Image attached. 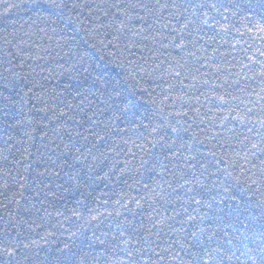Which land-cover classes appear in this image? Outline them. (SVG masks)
I'll return each mask as SVG.
<instances>
[{
  "label": "snow or ice",
  "instance_id": "1",
  "mask_svg": "<svg viewBox=\"0 0 264 264\" xmlns=\"http://www.w3.org/2000/svg\"><path fill=\"white\" fill-rule=\"evenodd\" d=\"M37 2L38 0H21V3H10L9 0H0V5L3 6L5 13H8L14 9L29 10V6ZM46 3L50 9L61 13L63 9L69 8L65 0H46ZM242 7V0H83V3H73L71 10H79L80 16L85 17L90 30L103 36L100 43L105 47L113 48L115 51L112 55H122L127 59L129 56L136 57V54L140 53L139 60L143 63H138L136 59H128V63L139 68L142 79L146 78L147 82L156 86L151 90L152 92L159 89L160 94L166 99L182 101L180 105L182 110L174 115L184 119L186 125L190 120L200 132L205 134V139L214 142L213 150H210L209 155L216 157L217 152L214 149L219 148L228 156L230 166H235V158H238L241 161L239 165L241 168L246 165L255 168L256 161L264 165V59H257L255 52L248 55L253 49V44L248 43L244 38L250 37L253 29L264 33V23L244 15ZM248 11H251V8ZM81 23L84 21L82 20ZM260 38L264 39V36ZM241 41L244 47H238ZM3 44L16 50L11 51L0 46L4 59L11 65L23 52L21 46L27 44V41L21 37L14 43L13 40L5 37ZM210 49L211 54H209ZM144 53L149 55L145 56ZM239 53H243V57L238 58ZM259 55L264 57V51H259ZM27 58L32 59L30 56ZM149 63L151 67H146L145 65ZM237 67L239 71H234ZM242 81L245 82L244 87H240ZM248 81H256L259 84V91L251 89V85L246 83ZM72 87L76 88L80 96L79 103L69 102L63 94L50 98L49 103L62 105L63 109L58 114L52 108L46 109L53 112L49 124L52 125L51 132L55 139L50 145H44L41 159L46 161V166L44 171L36 172L31 183L27 173L33 169L34 163L40 164V160L31 159L32 153L28 152L27 148L17 156L13 151L15 137L9 130L25 124L31 125L32 117L25 115L22 109L18 112L12 111L16 103L13 98H2L0 129L4 131L0 136V162H3V166L0 167V180L3 182L0 183V189L3 191L0 195L8 200V204H4L3 207L7 209L10 205H15L19 209V201L14 197L18 194L23 198V191L28 188H33L37 197L43 196L46 199L47 192L44 189H50L51 185L40 178L47 177L49 181L52 177L59 178L64 168L71 169V172L65 175L74 183L76 189L82 187L81 181L83 186H87L97 179H110L107 174L103 177L93 175L103 171L101 165L105 163L109 171L119 173L116 177L118 180L130 171H135L137 174H143L142 170L156 171L159 179L153 181L155 188L145 186L152 194L153 203H149V199L143 196L135 200L137 208L142 209L147 204L152 209L147 215L150 226L141 225L137 228L130 222L124 221L116 224L118 234H113V239L118 242L116 246L128 256L129 264H171V261L177 259H180L181 264H193V262L223 264L225 259L230 261L234 253H226L219 244L215 246L211 243L205 244V239L212 241L215 233H208L205 236L207 230L196 224L197 216L189 213L188 208L185 207V205L207 203L197 197L201 196V189L208 187L204 177L212 174L207 172L206 165L201 164L198 167L197 163H191L190 161L195 160L194 156L185 157L183 153L177 151L175 141L165 142V136L159 135L165 127H170L173 133L178 129L164 124L149 127L155 113L152 118L145 115L137 119L140 116L139 108L131 110L132 106H126L124 109L113 106L115 112L121 113L120 117L114 115L113 119H122L129 125L122 135L119 127H112L110 123L99 120L95 112L87 115V112L92 110V102L80 92L82 85ZM237 88L246 94V98L235 93ZM144 92L151 95L149 89H144ZM253 96L255 99H252ZM33 97L36 101L45 103L39 94L34 93ZM31 99L32 97L29 98V102ZM234 101L239 103H233ZM151 103L155 105L154 100ZM184 108L188 110L183 111ZM29 111L31 112V109ZM78 116L81 118L78 119ZM144 120H149V124H145ZM211 129L217 130L211 131ZM183 130L188 131V127ZM128 131L135 133V140L131 137L124 138ZM23 135L26 141L20 143L33 139L31 132L27 130ZM44 136L47 138L48 132L45 131ZM114 137H119L120 143H117ZM137 140L140 143H137ZM95 141L101 143L97 145ZM129 144L145 155H152V150L159 146L163 154L155 156L150 167L149 161L141 157L139 167L135 169H130L128 160L122 161L123 167L118 166L121 162L115 159L109 160L106 154L109 151L116 157L123 154L135 158L136 153L127 147ZM148 144H151V148ZM229 152L231 155H228ZM181 158L185 163L172 169H169L168 164L165 163L171 159ZM223 159L224 156H221L216 162L220 163ZM18 166L23 172L18 170ZM166 176L178 178L180 181L178 187L184 189V196L173 197L166 193L165 184L173 193L176 192V187H173L172 181L166 179ZM13 187L17 191L13 192L10 198L8 192ZM56 187L63 189L62 184H57ZM113 195L119 197L121 194L113 193ZM156 197L165 204L176 203L177 200L181 202L183 213L187 218L178 221L180 228L174 227L169 221L175 220L181 212L177 211L168 216L155 206ZM78 203L83 204L84 201ZM103 203L107 204L108 201L105 200ZM115 204L128 208L120 198L115 200ZM208 206L211 207L210 204ZM33 208L35 205L24 208V211L31 212ZM88 211L91 214L95 209ZM193 211L198 213L199 208ZM71 212L73 216L83 217L77 208L71 209ZM44 215L48 217L51 213L44 209ZM55 215L63 216L64 213L57 211ZM108 215L111 216L112 213ZM65 219L70 220L71 217ZM99 220V216L90 215V218H85L84 224L91 225L92 221ZM190 222L195 225L196 230L181 239L177 234L185 232L183 226ZM20 223L11 211L7 212L6 216H0V258H5L2 264H30V258L26 253L33 246H38L37 240L30 239L18 231ZM76 227L82 229L84 225L77 224ZM69 232L70 238L76 235L70 230ZM193 240L199 242L201 250L191 251ZM100 242L104 241L100 240ZM177 248L192 259L184 261L180 258ZM57 251L65 256H73L74 264H77V253L73 251V243H65Z\"/></svg>",
  "mask_w": 264,
  "mask_h": 264
},
{
  "label": "trees",
  "instance_id": "2",
  "mask_svg": "<svg viewBox=\"0 0 264 264\" xmlns=\"http://www.w3.org/2000/svg\"><path fill=\"white\" fill-rule=\"evenodd\" d=\"M9 2L21 3V0H9ZM65 2L69 4V8L63 9L62 13L50 9L46 0H38L37 3L29 6V10L21 8L8 13H5L3 6L0 5V46L16 51L3 44L5 37L13 40L14 43L21 37L27 41V44L21 46L23 52L13 60L11 65L6 62L0 52V106L3 104V97H11L16 101L12 111L18 112L22 109L25 115L32 117L31 125L25 124L9 130L15 137L13 151L17 156L27 148L28 152L32 153L31 159L40 160V164L34 163L33 169L27 173L30 178L29 183L36 176V172L44 171L46 161L41 159L44 145H50L55 139L51 132L52 125L49 124L53 112L46 111V109L52 108L57 114L63 109L62 105L49 103L50 98L63 94L69 102L77 104L80 96L76 88L72 86L82 85L80 92H83L92 102V110L88 111L87 115L95 112L99 120L110 123L112 127H119L122 135L129 125L122 119H113L114 115L121 116V113L114 111L113 106L121 109L132 106L131 110L139 108L140 116L137 119L145 115L152 118L155 113L149 127L155 124L176 127L178 131L175 133L170 127H165L159 135L165 136V142L175 141L177 151L183 153L185 157L194 156L195 160L190 162L197 163L198 167L201 164L206 165L207 172L212 174L204 177L208 187L201 189V196L197 197L207 203L185 205L189 213L197 216L196 224L207 230L205 236L208 233H215L212 241L205 239V244L211 243L213 246L219 244L226 253H234L233 258L230 261L225 259L223 264H264V165L256 161L257 167L255 168L251 165L241 168L239 166L241 161L235 158L236 165L230 166L228 156L219 148L214 149L217 152L216 157L209 155L210 150H213L214 142L205 139V134L200 132L190 120L186 125L184 119L174 115L182 110L180 107L182 101L166 99L160 94L159 89L152 92L151 90L156 86L147 82L146 78L142 79L139 68L128 63V59H136L138 63H143L139 60L140 53L138 52L136 57L129 56L127 59L122 55H112L115 50L100 43L103 36L90 30L85 17L80 16L79 10H71L73 3H83V0H65ZM242 2L244 15L254 21L264 23L262 19L264 18V6H262L264 0H242ZM249 8L251 11H248ZM82 20L84 23H81ZM85 28L89 30L86 31ZM261 36H264V33L253 29L250 37L245 36L244 38L248 43L253 44V49L248 55L255 52L257 59H264L259 55V51H264V39H261ZM244 46L241 41L238 47ZM209 54H211V49ZM144 55L149 54L144 53ZM243 55L239 53L238 58ZM29 56L32 59H28ZM37 56L40 58L36 59ZM145 66L151 67V64ZM234 71H239V67ZM246 83L251 85V89L259 91V84L256 81ZM244 84L245 82L242 81L240 87H244ZM144 89H149L151 95L146 94ZM34 93L39 94L45 103L36 101L33 97ZM235 93L246 98V94L240 92L238 88L235 89ZM30 97H32L31 102H29ZM252 99H255V96ZM152 100L155 101V105L151 103ZM233 103H239V101ZM187 110V108L183 109V111ZM189 115L191 116V113ZM144 123L149 124V120H144ZM185 127H188V131L183 130ZM25 130L31 132L33 139L20 143V141H26L23 135ZM216 130L211 129V131ZM3 131L0 129V136L3 135ZM45 131L48 132L47 138L44 136ZM128 137L136 139L133 131H128L124 136L125 139ZM114 139L120 143L119 137H114ZM95 143L99 145L101 142L95 141ZM137 143L140 141L137 140ZM106 147L107 145L104 146ZM127 147L136 153L135 158L123 154L116 157L109 151L106 153L109 160L115 159L121 162L118 165L120 167H123L122 161L128 160L130 169H135L139 167L141 157L149 161L150 167L154 157L163 154L159 146L152 150V155H145L139 149L133 148L131 144ZM148 147L151 148V144H148ZM104 148L101 150L103 151ZM17 149L20 151L17 152ZM228 155H231V152ZM221 156H224V159L217 163L216 161L220 160ZM68 159L71 162V156ZM165 163L168 164L169 169H172L174 166L183 165L185 160L183 158L171 159ZM2 166L3 162H0V167ZM101 167L103 171H98L93 175L103 177L107 174L110 179H97L87 186H83V181H81L82 187L79 189H76L74 183L65 175L71 172L69 168L61 170L60 177H52L50 181L47 177H41L40 179H44L51 185L50 189H44L47 192V198L37 197L33 188H28L23 191V198L18 194L14 197L19 201V209L15 205L4 208L3 205L8 204V200L0 195V216H6L7 212L11 211L13 216L21 222L18 231L38 241V246H33L26 253L30 258V264H74L73 256H65L57 251L65 243H73V251L77 253V264L80 262L82 264H129L128 256L116 246L118 242L113 239V234H118L116 224L128 221L137 228L141 225L150 226L147 215L152 212V209L147 204L142 209L137 208L135 200L143 196L149 199V203H153L152 194L145 186L155 188L153 181L159 179V175L158 172L151 170H142L143 174L130 171L118 180L116 179L118 172L109 171L106 163ZM18 170L23 172L19 166ZM166 179L171 180L173 187H176V192L173 193L165 184L166 193L173 197L184 196V189L178 187L180 182L178 178L166 176ZM2 182L0 180V183ZM57 184H62L63 189L56 187ZM2 191L3 189H0V192ZM15 191L17 190L13 187L8 192V196L11 198ZM113 193L121 195L118 197ZM118 198L128 205L127 209L115 204ZM184 198L187 199V197ZM105 200L108 201L107 204L103 203ZM78 201H84V203L80 204ZM154 203L168 216L177 211L181 212L175 220L169 221L176 228L181 227L178 221L187 218L179 200L176 203L165 204L159 197H156ZM209 204L211 207L208 206ZM31 205H35L31 212L24 211V208ZM73 208L79 209L83 217L73 216L71 212ZM195 208H199L198 213L193 211ZM44 209H47L51 215L45 217ZM88 209H95V211L90 214ZM57 211L63 212L64 215L56 216ZM109 213L112 215L109 216ZM117 213L120 214L117 215ZM90 215H97L100 220L92 221L91 225H85L84 220L90 218ZM65 217H71V219H65ZM77 224L84 225V227L78 229ZM183 227L186 231L177 234L181 239L196 230L191 222L184 224ZM69 230L76 235L70 238ZM49 233L52 234L48 235ZM100 240L104 242L101 243ZM191 243V251L201 250L198 241L193 240ZM176 250L184 261L192 259L185 252H180L179 248ZM3 259L5 258H0V264ZM171 264H181V261L177 259L171 261Z\"/></svg>",
  "mask_w": 264,
  "mask_h": 264
}]
</instances>
